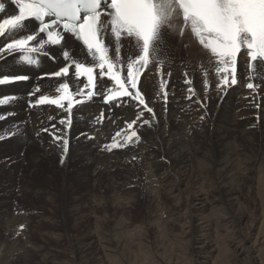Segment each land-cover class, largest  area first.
I'll list each match as a JSON object with an SVG mask.
<instances>
[{"label": "bare ground", "instance_id": "1", "mask_svg": "<svg viewBox=\"0 0 264 264\" xmlns=\"http://www.w3.org/2000/svg\"><path fill=\"white\" fill-rule=\"evenodd\" d=\"M0 3H4L6 8L4 13H0V19L16 14L15 7L8 0H0ZM182 23L181 17H174L172 23L167 26L164 38L166 50H161V45L151 49L150 71L146 75L142 74L138 85L149 106L154 109V113H143L149 124L139 121L133 125V129L139 133L140 142L135 143V146L130 143L127 147H117L111 151L98 152L100 146L111 143V139L121 129L126 130L125 137L131 135L128 124L136 119L138 109L133 106L135 102L130 101L129 104L119 108L113 107L109 112L108 106L104 105L99 97L94 95L92 100L87 98V89H84V95L78 97L77 90L83 88V84L80 83L83 80L74 76L73 68L70 69L73 75L66 79L50 75L65 64L61 55L62 46L45 45L49 55H45L44 51H28V59L36 61L34 64L22 60L20 51L0 60V75L31 77L25 82L0 86V100H8L7 104H0V116L3 117L0 119V135L4 137L0 138V159H3L0 164L6 167V169L0 167V173L3 172L0 178V192L4 193L0 195V205H6L0 213V221L7 224V227L4 225L5 233L10 231L16 233L17 229L14 228L16 215H19L18 220L21 225L24 223L34 226L43 218L41 213L38 215L41 216L38 220L36 217L34 220V217L28 214L30 210L26 205H35V202L47 206L62 205V220L67 214L76 216L80 205H88L89 213L94 214L98 211L101 214L99 217L97 215L102 219L99 221L103 223L107 220L114 221L116 214L122 216V209L135 205L133 200L135 196L142 194L146 196L147 202H154L153 192L162 190L160 189L162 186L159 185L164 183L163 186H166L171 179H175L174 184H170L168 193L173 200L181 204L174 205L196 207L193 211L189 209L184 211L179 221H186L181 223L180 230L186 238L189 237L193 240V244L198 246L204 245V233L202 227H198L207 219L202 214L206 211L204 207L208 203L254 205L258 217H254L251 228L242 235L238 250L247 257L250 252L255 254L257 263L264 264V80L261 79L264 68H257L255 72L250 73L243 60H240L238 72L241 85L229 89L223 95V99L217 95L214 88H209L208 98L205 100L204 84L206 82L214 84L217 79L213 67L215 62L209 63L204 58L203 47L191 34L190 27L186 30L185 26L180 28ZM176 26L178 33L172 37L170 31ZM35 27V22L28 23L17 31L0 37V47L11 42L12 39L31 32ZM181 31H184V35L180 34ZM113 43L116 48L121 47L114 38ZM69 44L70 47L63 48V51H68L70 57L77 62L92 65L91 54H88L77 41L73 39ZM183 45H185L184 49ZM36 46L38 45L29 44V47ZM125 55H130V51H126ZM117 63H119L118 53ZM120 67L121 75L124 77L126 65ZM158 67L165 72L170 70L172 73L169 77L170 91L167 102L159 91L161 77L156 74ZM185 74L193 81L192 87L197 93L195 97L189 98L186 91L188 85L183 82ZM249 75L252 77L251 80ZM38 77L45 78L37 79ZM60 82L69 84V93L74 101L71 112L57 109L54 105L29 108L27 101L34 85L38 84L43 94L55 98L58 95L56 89ZM247 82L260 84L261 87L253 93L243 86ZM93 91L95 92V89ZM77 99L79 103L76 102ZM197 99L206 102L208 108L205 110L194 103ZM205 111L206 115L201 121L200 115ZM102 113L105 118L97 123V118ZM65 118L70 120L67 126L59 122ZM43 130L45 134H42ZM75 130L78 132L71 135V131L73 133ZM64 133H67L66 137ZM78 135L81 137L77 138ZM65 138L68 140L66 152L63 147ZM128 156L138 161V173L131 168L123 171L119 168L123 158ZM62 159L63 163H61ZM130 162L129 165L134 163V161L131 164ZM190 182L196 186V193L192 192L194 188ZM203 183L206 184V192H202L205 186ZM68 195V207L65 208L63 205H66L65 200ZM189 206L187 208H190ZM80 213L82 214L81 211ZM45 218L48 219L47 216ZM193 218L199 223L194 225ZM75 219L73 220L76 221ZM94 219L97 218L94 216ZM170 219L172 220L171 217ZM53 223L57 224V221L54 222L51 218V224ZM124 224L126 226V222ZM117 225L118 222L115 220L110 229L111 233L108 232L110 235L106 233L107 237L104 239H101L103 238L101 236L96 238L92 234L79 235L69 245L73 253L68 258L69 263L94 264L95 256L98 260L97 264H100L102 258H112L110 255L115 249L111 248L113 245L111 246L110 242L112 237L116 239L112 235H115L116 228L121 226L120 223ZM122 229L120 232H123ZM158 235L160 236V233L157 234L159 238ZM117 237L120 239L121 236ZM118 240H115V244L120 241ZM247 241L250 245L249 251V248L246 249L244 246ZM5 242L0 245V257L5 256L2 257L3 264L5 260L9 263L16 256V251L14 253L12 249L14 246L11 248L10 242L7 240ZM74 242H76L75 246ZM107 244L109 246L106 247ZM7 246H10L8 249L13 252H9ZM19 246L20 250L15 247L19 250L16 257L19 255L24 263L26 259L30 260L37 256V252L43 257L39 264H59L60 255L63 258L66 255L61 248L63 244L49 245V249L40 247L38 251L34 246V249H31L27 241L26 244L20 243ZM195 249L192 252L196 264L218 262L219 256L216 253L214 255L212 248L210 251ZM251 259L249 264H254L251 263Z\"/></svg>", "mask_w": 264, "mask_h": 264}, {"label": "snow or ice", "instance_id": "2", "mask_svg": "<svg viewBox=\"0 0 264 264\" xmlns=\"http://www.w3.org/2000/svg\"><path fill=\"white\" fill-rule=\"evenodd\" d=\"M11 4L15 6L16 14L0 19V37L15 32L28 23H38L31 32L0 47V60L19 51H44L45 55H49L45 45L62 46L61 55L65 64L50 75L66 79L73 75L70 69L74 68L76 78H86V84L80 81L83 88L77 90L78 97L84 95V89H87V98L92 100L94 95L99 97L108 106L109 112L113 107L119 108L130 101L135 102L133 106L138 109L136 119L128 124L131 135L125 137L123 134L122 137V133L118 132L112 138V143L104 146V151L127 147L130 143L135 146V143L140 142L133 125L139 121L149 124L143 113H154V109L149 106L138 85L142 74L146 75L150 71L151 49L160 45L167 33V26L174 17H182L185 30L190 27L191 34L203 47L204 58L209 63L215 62L213 67L217 79L214 84H204L205 100L208 98L209 88H214L223 99L229 89L241 85L238 72L240 60H243L250 73L257 68H264V28H256L251 34L242 30L231 17L225 0H11ZM5 11V4L0 3V13ZM180 34L184 35V31ZM113 38L120 44V48L115 47ZM73 39L82 42L83 48L91 54L93 66H85L72 59L68 51H63V48L70 47L69 41ZM30 43L38 46L29 47ZM126 51H130V55H125ZM25 59L29 64L36 63L27 57ZM120 65H126L124 77L121 75ZM156 74L161 77L159 91L167 102L169 77L172 73L158 67ZM30 79L27 75H0V86ZM251 79L249 75V80ZM261 79L264 80V75ZM183 82L188 85L186 91L189 98L195 97L197 93L192 87L193 81L187 74ZM243 86L253 93L261 87L253 82H247ZM56 92L58 95L50 98L43 94L38 84L34 85L27 101L29 108L54 105L57 109L71 112L74 101L69 93V84L60 82ZM76 102L79 103V99ZM7 103V99L0 100V104ZM194 103L205 110L208 108L203 100L197 99ZM205 115L206 111L200 115L201 121ZM104 118L102 113L96 122L99 123ZM0 119L3 117L0 116ZM59 122L67 126L70 120L65 118ZM66 135L64 133L65 137ZM63 147L66 152V138L63 140Z\"/></svg>", "mask_w": 264, "mask_h": 264}, {"label": "rangeland", "instance_id": "3", "mask_svg": "<svg viewBox=\"0 0 264 264\" xmlns=\"http://www.w3.org/2000/svg\"><path fill=\"white\" fill-rule=\"evenodd\" d=\"M176 29L178 30L177 26L176 28L174 27V29H171L170 35L172 37H175L177 35L178 32ZM164 38H165V35L162 38V41L160 43L162 47L161 50H166L167 45H164L165 44ZM185 45L182 46L183 49ZM125 131L126 130L124 129L120 130V132L123 134ZM77 132L78 130L73 131V133L71 131V135H74ZM42 134H45L44 130L42 131ZM137 134L139 135V133ZM79 136L81 137V135H78L77 138H80ZM0 138H4V137L0 135ZM111 143H112V139H111ZM105 145L106 144H102L98 152L104 151L103 148ZM0 160H1L0 163L2 164L3 159H0ZM130 161L131 162L134 161V163L131 164ZM129 162L132 166L129 165ZM1 164H0V167L3 169H6V167L5 166L2 167ZM119 168L121 169V171H123L124 169L131 168L133 169V171L138 173V161L136 159L134 160L133 158H130L129 156L125 157L121 161ZM2 176H3V172L0 173V178H2ZM154 181L156 183V180ZM174 182H175V179H171V182H169L168 185L163 186L164 183L159 185V186H162L160 188L162 190L158 189V191L153 192L152 197L154 198V202H151V203L147 202L146 201L147 198L145 195H142V194L137 195L133 199L135 200L134 201L135 205H130V208L128 207L126 209L125 208L122 209L124 211V212L121 211L122 216L116 214L115 216L116 218L114 219L118 222V225L119 223L120 225L122 223L123 224L119 226L118 228H116V230L118 231L115 230V235H112V236L116 238L115 240L119 239V237L117 236H121L119 239L120 241L118 240L119 244L118 243L115 244L116 241L114 240L113 237L111 238V242L114 241L113 242L114 244L110 242V245L112 244L114 246L113 248V246L111 245L112 246L111 248L113 250L115 249L114 251H112L113 253H111L110 255L112 256V258L104 257V259L102 258L100 264H112V263L113 264H155V263L156 264H196L195 259L193 257V252L194 250H196L195 248H201L203 251L204 250L210 251L212 248V250H214V255L218 254L219 256L217 260L218 262H216V264L218 263L219 264H228V263L229 264H249V261H250L249 259L251 258H252L251 263L258 264L257 263L258 260L255 254L253 253L251 254L250 252L251 256L249 255V257H247L245 253L240 252L238 250V244H240L241 242L240 240L242 239V235H245L248 232L247 230L251 228V224L253 222L254 217L255 216L258 217L257 210H255L253 207L254 205H220L218 202L215 203L216 204L215 205V204L208 203V205L204 207L206 209V211L204 212L205 214L204 213L202 214V216L203 217L206 216L207 219L203 220L204 221L203 224H201V226L199 225L200 227H198V228L202 227V230H203L202 233H204V237H203L204 247L202 245L198 246L196 244H193V240L189 239L188 236H187L188 238H186L185 234L181 232L180 230L181 223L183 224V222L186 220L179 221L180 217L183 215L186 209L193 211L196 207H193V205H190V206L189 205L187 206L186 205H174L176 203H180V202H177L176 200H173V197L171 198L168 193L170 184H174ZM191 184H192L191 186L195 189V190L192 189V192L196 193V186H193V183ZM203 185L205 186L202 192L204 191L206 192L205 190L206 184L203 183ZM6 192L9 193L8 190H6ZM1 194H4V193L0 192V195ZM68 201H69V195L67 196L65 200L66 205H63L65 208L68 207L67 205ZM0 206H1L0 207V213H1L3 207H5L6 205L5 206L0 205ZM26 206H27V209L30 210V212L27 210L28 214H30L31 217H34V220L36 219L38 220L39 218H41V216L40 217L38 216L40 215L39 213H41L43 217L41 219L43 220L41 219L38 220V222L34 226L31 225L32 227L29 224H24V223H22L23 225H21L20 221L18 220L19 215H16L15 213H13L14 215L17 216V219L14 221L16 223L14 225L15 226L14 228H16L17 231L19 232L16 231L15 233V231H10L8 233H5L4 230H6L7 224L4 223V221H0V245L4 243L5 240H7L8 242H10L9 245L11 246V248L14 246V248L12 249L14 250V253L16 251L15 254L17 256V254H19L18 253V251L20 250L19 248H21L20 247L21 245L19 246V244L24 243V242L26 244V241H27V245L30 246L31 249H34V247H37L36 249L37 251L40 250V247H42L43 249H49L50 247L49 245L61 244L62 246L63 244L61 248H63V251L67 256L65 255L63 258V256L59 254L61 257L60 261H58V263L60 262L59 264H66V263L70 264L69 263L70 259L68 258H70L73 253L69 245H71L73 240L78 238L79 235L92 234L96 238L97 237L99 238L101 236L103 238L101 237L100 238L104 239L107 237L108 234L110 235L111 233L110 229L113 227L114 222H115V220L114 221L107 220L104 223L101 222L102 221L101 217L98 218L99 216H101V214L98 211H95L94 214L89 213L90 210L88 208V205H80L79 207L80 210L78 209V214L76 216L72 217V216H69L70 214H67L68 216L65 215V218L63 220H62V205L60 206L52 205L53 206L52 207L51 205L47 206V205H42L39 202H35V205H26ZM188 206L191 209L187 208ZM83 208H85V210L87 211L86 212L85 210L82 211ZM80 211L82 212L83 215L80 213ZM87 212L89 214H87ZM10 214H12V212H10ZM80 215H82V217ZM45 216H47L49 220L46 219ZM77 216L80 218L78 219ZM94 216L97 219H94ZM119 216H121L120 218L122 220H120ZM92 217L94 220L91 219ZM106 217L109 218L108 215H106ZM170 217L172 218V220L170 219ZM51 218L53 219L54 222L57 221V224H54V223L51 224ZM73 219H75L76 221H74ZM100 219L101 221H99ZM120 221H125L126 226L124 224L125 222H120ZM193 223L195 225V224H198L199 221L193 218ZM27 225L29 227H27ZM194 225H193V228H194ZM121 229L123 230V232L121 231L122 233L120 232ZM182 230H184L183 226H182ZM14 233L15 234L18 233V234L15 235ZM156 233L157 234L160 233V236L158 235L159 238L157 237ZM6 235H9V237H7ZM155 235H156V238H155ZM23 236H24V239H23ZM121 242L123 243L121 244ZM13 243L15 245H12ZM212 244L214 245L216 244L215 246L217 247L215 248L214 245ZM75 245H76V242H74V246ZM10 246L9 247L7 246L6 248L7 249L10 248ZM107 246H109V244H107L106 247ZM244 246L246 249L249 248L248 251L250 250L249 241H247L244 244ZM15 247H17L19 250ZM117 248L121 250H118ZM8 250L9 252H13L11 249H8ZM36 255L37 256H35L34 258H31L30 260L26 259V262L28 263L26 262L24 263L23 259L20 258V256L18 255L19 258L15 256L13 257L12 261H9V263L7 260H5V264L7 263L8 264H39L43 259L42 254L37 252ZM2 257H5V256H2ZM2 257H0V264H3ZM224 257H227V258H224ZM61 260L63 263L61 262ZM66 260L67 262H65ZM46 262H48V260H46ZM97 263H98L97 257L94 256V264H97Z\"/></svg>", "mask_w": 264, "mask_h": 264}]
</instances>
